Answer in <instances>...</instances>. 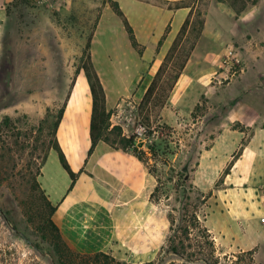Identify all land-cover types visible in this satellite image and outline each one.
Here are the masks:
<instances>
[{
	"label": "rangeland",
	"instance_id": "obj_1",
	"mask_svg": "<svg viewBox=\"0 0 264 264\" xmlns=\"http://www.w3.org/2000/svg\"><path fill=\"white\" fill-rule=\"evenodd\" d=\"M107 1L15 0L0 28V264H119L98 253L71 250L50 223L52 209L39 185L43 162L56 145L55 123L79 75L86 76L82 66L89 38L93 42L98 33L96 60L115 95L124 92L140 69V54ZM114 1L143 51L149 41L158 49L165 46L171 31L165 28L170 22L166 10L187 6L194 11L175 62L179 67V59L189 53L188 76L197 80L193 87L197 102L186 107V113L173 108L174 125L161 122L154 110L153 130L141 141L147 153L141 163L160 182L155 212L164 219L171 214L174 221L151 264H264V252L231 251L205 231L213 197L203 204L201 193H213L226 168L221 172L213 155L200 166L202 153L212 147L217 121L229 115V103L237 96L248 95L249 100L257 98L256 93L264 96L255 89L264 85V0ZM254 1L259 8L247 15ZM228 56L240 62L233 69L237 75L218 85L219 61ZM215 66L219 68L209 73ZM244 83L255 91L239 95L242 86L236 87ZM251 109L264 115V102ZM214 218L210 216V226ZM163 224L166 232L169 223ZM173 238L183 255L172 252Z\"/></svg>",
	"mask_w": 264,
	"mask_h": 264
},
{
	"label": "crops",
	"instance_id": "obj_2",
	"mask_svg": "<svg viewBox=\"0 0 264 264\" xmlns=\"http://www.w3.org/2000/svg\"><path fill=\"white\" fill-rule=\"evenodd\" d=\"M14 1L0 0V28L6 24ZM258 3L246 14L252 15L259 8ZM190 11L191 8L166 10L170 25L167 22L165 28L170 26L171 31L165 46L158 49L157 43H146L143 55H139V71L130 78L124 92L117 95L111 91L97 63L98 33L95 34L92 57L105 89L108 112H113L127 98L141 103ZM219 66L208 72L213 73ZM189 68L187 64L161 111L159 119L163 123L174 125L173 108L186 113V107L197 102L198 92L193 89L197 80L188 76ZM134 86H138L136 93ZM239 87V95L255 89L264 92V85L254 89L244 83L236 88ZM201 89L205 91L204 87ZM257 95L251 100L248 95L237 96L229 103V115L217 121L212 147L202 153L200 166H206L211 155L215 156V164H220L221 172L233 162L230 173L213 191V206L205 220L217 245L231 251L258 250L261 255L264 252V115L251 107L263 104L264 96L254 94ZM92 114L90 85L84 74L79 75L56 130V141L77 179L73 183L55 148L41 167L39 184L55 208L52 220L76 252L98 253L120 264H151L159 257L165 241L164 224L157 219L151 201L158 187L157 177L133 153L126 155L103 141L90 153ZM239 123L242 128L235 127ZM212 215L215 222L210 226Z\"/></svg>",
	"mask_w": 264,
	"mask_h": 264
},
{
	"label": "trees",
	"instance_id": "obj_3",
	"mask_svg": "<svg viewBox=\"0 0 264 264\" xmlns=\"http://www.w3.org/2000/svg\"><path fill=\"white\" fill-rule=\"evenodd\" d=\"M106 3H110L112 10L122 20L123 25H124L127 33H128V36L130 38V41H131L133 48L140 55H143V52H144L143 48L139 44V42L136 38V35L134 33V30H133L126 14L123 12L122 8L120 7L119 3L117 1H114V0H108ZM257 3H258V1H254L253 5H255ZM181 8H189V7L184 6V7H179L177 9H181ZM193 15H194V11L192 8L190 13H189L188 18L186 19L183 26L181 27V30L179 31L177 38L175 39L171 49L169 50L168 54L166 55V57H165L164 61L162 62L154 80L152 81L151 85L149 86L147 92L145 93V95H144V97L140 103L141 114L143 115L145 124H147V126H149L150 128H152L151 123H150L151 113L154 112V110H155L156 116L158 118H160L161 111L167 105V102L170 98V95H171L173 89L175 88V85L177 84V82H178V80H179L181 74L183 73V70L187 64V61L189 58V56H188L189 53L186 55L185 59H183L182 61H180V59H179L180 63L178 62L179 67H177V68H176L177 64L175 62V59H176L175 57H176V52L178 50L179 42H180L183 34L186 32L187 27L189 26L190 20L193 17ZM202 23L204 24V22H202ZM168 28H170V26ZM167 31H168V29H167ZM166 33H168V32H166ZM91 47H92V37H90L88 40V43L86 46V52H87L86 60L82 66V70H84V72L86 74V77H87L89 85H90V90H91V93L93 96V114H92V120H91L92 148H91L90 153L93 152V150H94V148L98 142L103 141V142L111 145L112 147L123 151V153H125L126 155H130L129 153H133L134 156H136L139 160H142L145 158V155L147 154L143 150V145L141 143H138L135 140V137H130V138L124 137L122 129L120 127L111 128L110 117H111L112 112H108L107 108H106V93H105V89H104L103 83L101 81V78H100L98 71H97V69L94 65V62H93L92 53L90 51ZM70 94L71 93L68 94L67 99H66L64 106L61 110V113L59 115V118L57 119V122L55 123V137H56V130H57L58 126L60 125L61 119H62L63 114H64L65 107H66L68 99L70 97ZM118 144H120L122 147H119ZM55 149H57V151L59 152L60 160L62 162L64 169L69 173L71 179L73 180V183H75V181L77 179V174H75L71 170L70 165H69V163H68V161H67L64 153L62 152L57 141H56ZM152 151H154V150H152ZM152 155L156 156L155 152ZM232 164H233V162H231L228 165L223 176H226L230 173V170L232 168ZM148 170L152 175L155 176V173L153 170H151L149 168H148ZM181 180L185 181L186 180L185 176H182ZM222 182H223V180H222ZM40 189H41V187H40ZM159 191H160V182L158 181V187L152 195V199H151L152 203H153L155 197H157ZM184 192L186 194L187 190L184 189ZM43 194H44V192H43ZM201 196L203 198L202 202L204 204V203H206L207 199H210L213 196V193H209V194L201 193ZM187 199H190V198L188 197ZM48 203H49V201H48ZM49 205L52 209V216H53L55 208L53 206H51L50 203H49ZM166 217H167V219H164V216L157 214V219L160 222L169 223V226H168L169 228L165 232V237H167L168 231L170 229H172V226L174 224V221H172L173 216L171 214H169ZM193 218H194V220H196V225L198 226L199 220H197V218L195 216H193ZM50 223L53 226L54 230L57 232V235L61 238V240H63L65 242V244L71 250L75 251V249H73L71 247V245L62 236V234L58 230L57 226L53 222L52 217H51ZM204 229L207 232L209 231L207 228H204ZM186 232H187V228H186ZM176 243H177L176 239L173 238L172 239L173 246H171V250L174 253H180L181 254V251L179 250ZM213 245L214 244H212V246ZM163 248H164V244L162 246V250H163ZM181 249H183V248H181ZM181 255H183V254H181ZM102 256H104L108 259H111L113 262H116L115 259H113L109 256H105V255H102Z\"/></svg>",
	"mask_w": 264,
	"mask_h": 264
},
{
	"label": "built area",
	"instance_id": "obj_4",
	"mask_svg": "<svg viewBox=\"0 0 264 264\" xmlns=\"http://www.w3.org/2000/svg\"><path fill=\"white\" fill-rule=\"evenodd\" d=\"M236 63L238 65L239 60L230 56L221 62L220 72L215 78L218 85H223L237 75V72L233 71ZM110 124L111 128L120 127L124 137H135L138 143H141L148 133L153 130L145 124L140 104L130 98L122 100L111 113Z\"/></svg>",
	"mask_w": 264,
	"mask_h": 264
},
{
	"label": "bare ground",
	"instance_id": "obj_5",
	"mask_svg": "<svg viewBox=\"0 0 264 264\" xmlns=\"http://www.w3.org/2000/svg\"><path fill=\"white\" fill-rule=\"evenodd\" d=\"M120 41V40H119ZM122 59V58H121ZM123 61V60H122ZM103 75H105V77H106V73H103ZM105 84V83H104ZM109 90V89H108Z\"/></svg>",
	"mask_w": 264,
	"mask_h": 264
}]
</instances>
